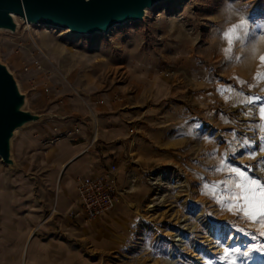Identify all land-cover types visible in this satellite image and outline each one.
Returning <instances> with one entry per match:
<instances>
[{"label": "rangeland", "instance_id": "obj_1", "mask_svg": "<svg viewBox=\"0 0 264 264\" xmlns=\"http://www.w3.org/2000/svg\"><path fill=\"white\" fill-rule=\"evenodd\" d=\"M241 19L247 27L226 54L225 33ZM33 24H0V66L13 78L17 111L30 116L10 134L7 158L0 154L2 191L12 199L0 206V264H30L23 249L34 230L41 264H264V224L235 210L239 177L229 171L264 183V0H161L141 19L89 36ZM43 42L59 47L56 59ZM56 75L63 84H53ZM102 122L125 126L130 166L121 179L107 174L117 178L113 210L73 218L78 203L58 210L44 163L61 140L102 149ZM160 172L166 184L154 185ZM130 176L145 195L126 193Z\"/></svg>", "mask_w": 264, "mask_h": 264}, {"label": "water", "instance_id": "obj_2", "mask_svg": "<svg viewBox=\"0 0 264 264\" xmlns=\"http://www.w3.org/2000/svg\"><path fill=\"white\" fill-rule=\"evenodd\" d=\"M161 0H0V24L10 23V14L27 21L52 24L76 33H96L109 30L126 20L141 19L144 8ZM14 81L0 66V154H8V138L13 130L30 118L21 115Z\"/></svg>", "mask_w": 264, "mask_h": 264}, {"label": "crops", "instance_id": "obj_3", "mask_svg": "<svg viewBox=\"0 0 264 264\" xmlns=\"http://www.w3.org/2000/svg\"><path fill=\"white\" fill-rule=\"evenodd\" d=\"M113 122H102L99 125L102 144L99 151L87 148L88 143L73 145L67 140H61L53 146L49 157H46L47 162L44 164H48L50 168L46 180L52 188L59 186L62 189L63 195L57 201V208L61 212H67L72 204L78 203L80 182L108 172L121 179L128 171L130 159L126 144L123 143L128 134L123 124ZM81 137L86 140L87 134L83 132ZM86 226L91 233L96 232L94 225Z\"/></svg>", "mask_w": 264, "mask_h": 264}, {"label": "bare ground", "instance_id": "obj_4", "mask_svg": "<svg viewBox=\"0 0 264 264\" xmlns=\"http://www.w3.org/2000/svg\"><path fill=\"white\" fill-rule=\"evenodd\" d=\"M148 9H149V7H145L144 8V14H143V16L144 15L146 16V13L148 12ZM9 14H10L9 16L12 17V18H23V17H19V15L14 14V13H9ZM28 23L34 25L33 24L34 22H32V21H28ZM123 24H124V22L123 23H118V24L113 25V27L114 26H120V25H123ZM43 25L50 27L52 24H50V25L43 24ZM69 31L74 36H81V35L89 36L90 35L89 33H82V32L81 33H76V32H72L71 29ZM100 32L106 34L108 32V30H104V31H100ZM41 49L43 51L45 50V51H47L49 53L50 60L56 59L55 57H57V55L59 54V51H60L58 46L57 47L56 46H50L49 44L44 43V42L42 44ZM221 50L223 51V49H221ZM225 50L226 49H224L223 52L226 53ZM52 82L55 85H57V83H59V84L62 83L63 84V79L60 76L56 75V76H53L52 77ZM153 87L155 89L156 94H160V93L164 92V90L166 89V87L161 83V81L159 80V78H156L154 80ZM223 96H224V98H227V96H229V92L223 93ZM18 129L19 128L15 129L13 131V133L18 132L19 131ZM23 140L24 141L25 140L28 141V138L23 135L21 141L23 142ZM162 173L163 172H160L155 178H153L152 183L154 185H160L161 186V185L166 184V182H164V177H163V174ZM175 176L176 177H179L177 173H175ZM128 183H129V186L130 187H129V190L126 191V193H129L130 194V192L139 191V192H141L142 194L145 195L146 194V191L148 190V187L147 186H144V187H141V188L135 186L134 183H133V180H132V177L131 176H130V179H129ZM55 188L58 190L59 196H58V200L57 201L59 202L60 198L63 195V194H61L62 193L61 192L62 189L59 186H57ZM157 194H158L157 198L159 199V201L156 202V203L163 202L165 200L166 194L163 193L162 191L161 192L158 191ZM11 201H12V199L9 196H7L4 191H2L1 182H0V206L2 208H4V210H6V207H8L11 204ZM156 203L154 202L153 199L151 201H149L148 202V206H147L148 207L147 208L148 211H152L153 209H155ZM127 207L129 208L128 211L132 210L135 215L142 216L141 209L138 207V205L136 203H134V202H128L127 203ZM208 227L210 229L213 228V223L211 221L208 223ZM11 231H13V235H17L19 230L17 228H13ZM35 232H36V230H34V232L32 231L31 234L29 236H27V238L25 239V243H24L23 240H21L22 243H24V249H23V251H24L23 253H24V256H25L24 261L26 262V258L28 256V257H33V261L30 264H41L40 261L42 259V256H40V255L38 256L37 253H36V250H35V248H36L37 251H39V250H41L40 249L41 247L40 246L37 247L36 244H38L39 242L35 241V239L33 241V238H32L33 233H35ZM172 236L175 238V241L176 242L179 241V240H181L183 238V237H181V234L179 232L174 233ZM234 239H235L234 236H232L228 244H230ZM36 257H38V259H36ZM24 264H26V263H24Z\"/></svg>", "mask_w": 264, "mask_h": 264}, {"label": "snow or ice", "instance_id": "obj_5", "mask_svg": "<svg viewBox=\"0 0 264 264\" xmlns=\"http://www.w3.org/2000/svg\"><path fill=\"white\" fill-rule=\"evenodd\" d=\"M228 7L231 8V5H228ZM246 27L247 21L241 19L238 24H234L225 33V38L228 40L229 45V47L225 50L226 54H230L233 39L234 37H237L238 30L245 29ZM261 60L264 61V57H261ZM261 113L264 115V108L261 109ZM221 163L223 164L224 162L222 161ZM259 164L260 162L258 161V165ZM252 167L254 168L256 165ZM229 171L235 173L236 176L239 177V183L235 185V188L238 189V191H236L233 195L238 201H242V203H236L234 206L235 210L242 212L244 217L248 220L255 221L257 217H260L261 220L259 223L264 224V183H262L259 178L249 177L246 171H241L238 168L233 167L230 168ZM227 210L233 211V208L229 207ZM253 238H255V234H253ZM221 243H223V241H221ZM238 252L239 250L237 249L236 252L231 253V255L235 256ZM224 253L225 258L227 259L230 255L228 247L224 249ZM242 255H247V253H243ZM216 264H219V261H216ZM232 264H234V261Z\"/></svg>", "mask_w": 264, "mask_h": 264}, {"label": "built area", "instance_id": "obj_6", "mask_svg": "<svg viewBox=\"0 0 264 264\" xmlns=\"http://www.w3.org/2000/svg\"><path fill=\"white\" fill-rule=\"evenodd\" d=\"M130 132L133 130L130 129ZM116 180V177L106 174L82 181L77 193L79 210H73L72 217L98 220L113 210L119 197Z\"/></svg>", "mask_w": 264, "mask_h": 264}]
</instances>
